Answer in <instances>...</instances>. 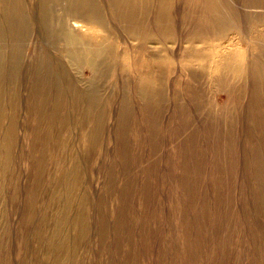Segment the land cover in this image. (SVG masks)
Listing matches in <instances>:
<instances>
[{
    "label": "rangeland",
    "instance_id": "1",
    "mask_svg": "<svg viewBox=\"0 0 264 264\" xmlns=\"http://www.w3.org/2000/svg\"><path fill=\"white\" fill-rule=\"evenodd\" d=\"M10 1L19 12L0 25V264H264L260 7L94 0L112 31L83 20L79 38L106 57L93 59L94 74L43 33L50 0ZM129 26L155 38L142 45Z\"/></svg>",
    "mask_w": 264,
    "mask_h": 264
},
{
    "label": "bare ground",
    "instance_id": "2",
    "mask_svg": "<svg viewBox=\"0 0 264 264\" xmlns=\"http://www.w3.org/2000/svg\"><path fill=\"white\" fill-rule=\"evenodd\" d=\"M54 7L51 8V10L49 11L50 14L54 15V18L53 19H42V16L45 14L44 10L40 9L41 10V17L39 18V24L44 28L43 29V33L48 36L49 38H52V39H58L60 41H62L64 43V45L66 46L65 47V52H66V57L70 60V61H73L77 66H80V67H87L91 73H94V74H97L99 71H100V64H95L93 59H103L104 62L106 61V57H103V51L104 49L102 47L100 48H97V49H92L90 46H88L87 44H85L80 38H79V34L82 32L83 30V27L85 26V22H83V20L86 21V23L88 25H92V26H98L104 30H106L108 33H111L110 32V29L108 27V23L104 20L106 19H103V15L105 16L104 12H106L105 9L102 8V6H99L100 4H95L94 3V0H50ZM120 1H126L124 2L125 3H130V5H132V9L133 7H142L144 9H146L147 5H148V1L150 2V0H120ZM118 1V2H120ZM153 1V0H152ZM163 1V0H162ZM169 0H167L168 2ZM196 1V0H195ZM200 1V0H199ZM207 3H206V2ZM203 2H205V5L206 4H210L212 6V8L214 9V6L215 4L217 3L218 5L216 6H220L225 4V6L227 7V9L230 8V4L228 0H219L217 2V0H205ZM156 3V1H153ZM159 2H161L159 0ZM165 2V1H164ZM163 2V3H164ZM167 2H165L166 4H164L160 10H161V13L165 12L167 13V10L169 9L168 7V4ZM250 2V1H249ZM123 3V2H122ZM154 3V4H155ZM234 3V2H233ZM121 4V2H120ZM151 4V3H150ZM161 4V3H160ZM158 4V5H160ZM202 4V3H201ZM235 4V3H234ZM109 4H107L108 6ZM116 5V4H115ZM123 5V4H122ZM121 5V6H122ZM157 5V4H156ZM174 5V4H173ZM236 5V4H235ZM243 5V4H242ZM247 5V4H246ZM252 5L251 7H260L261 13L264 14V0H251V4H249V6ZM106 6V7H107ZM112 6V4H111ZM117 6V5H116ZM115 6V7H116ZM120 6V7H121ZM124 6V5H123ZM122 6V7H123ZM129 6V5H128ZM128 6H126L128 8ZM181 6V5H180ZM245 6V5H244ZM113 7V6H112ZM151 7V6H149ZM153 7V5H152ZM171 7V6H170ZM247 7V6H246ZM250 7V8H251ZM56 8H59V12L56 11ZM109 8H110V5H109ZM114 8V7H113ZM142 8V9H143ZM204 8V7H203ZM207 8V7H206ZM209 8V7H208ZM207 8V9H208ZM221 8V7H220ZM225 8V7H224ZM243 8V7H242ZM241 8V9H242ZM118 9V8H116ZM115 9V11H116ZM131 7L129 8V10H132ZM143 9V10H144ZM159 9V7H158ZM167 9V10H166ZM218 9V8H217ZM108 10V8H107ZM128 10V9H127ZM128 12H132V11H129ZM136 10V9H135ZM135 10H133V12H135ZM140 10V8H139ZM154 10V9H153ZM152 10V11H153ZM159 10V11H160ZM173 10V9H172ZM221 10V9H220ZM220 10H218L219 14H220ZM61 11V12H60ZM111 11V9H110ZM119 11V10H118ZM126 11V10H125ZM174 11V10H173ZM204 11V10H203ZM210 15L212 14L211 12L213 11H209V9L207 10ZM215 11L217 12V10L215 9ZM234 11V10H233ZM18 12H19V8L18 7H15L14 4L10 1V0H0V25L2 26H10L13 24V18L15 15H18ZM58 12V14H57ZM109 12V10H108ZM137 12V11H136ZM142 12V11H141ZM140 12V13H141ZM145 12V11H144ZM154 12V11H153ZM157 11L155 10V13ZM206 12V11H205ZM204 12V13H205ZM225 12V10H224ZM224 12L221 11V14L224 15ZM112 13V12H111ZM110 13V14H111ZM120 13V12H119ZM125 13V12H124ZM139 13V15H140ZM174 13V12H173ZM207 13V12H206ZM208 13V14H209ZM227 13V12H225ZM236 13V12H235ZM115 14H117V12H115ZM133 14V13H132ZM130 13L126 14L128 15V19L129 17H132L134 15H132ZM159 14V13H158ZM217 13V15H219ZM221 17H223V15H221ZM123 15V14H122ZM119 14V16H122ZM142 15V14H141ZM153 15V14H152ZM166 15V14H165ZM165 15L163 17H165ZM216 15V16H217ZM226 15V14H225ZM232 15V14H231ZM235 15V14H234ZM237 15V13H236ZM138 16V14H137ZM151 16V15H150ZM220 16L218 17H215L214 16V12H213V16L212 17H215L216 19H221L223 21V19H226L228 17H225V18H220ZM259 17H261L260 15H258ZM107 17V16H106ZM112 17V16H111ZM211 18V16H209ZM240 17V16H239ZM246 17V16H245ZM264 17V16H263ZM263 17H261V19H264ZM116 18V17H115ZM134 18V17H133ZM132 18L131 21H134ZM147 18V16H146ZM215 18L212 19L215 21ZM114 19V18H112ZM118 19V18H117ZM131 19V18H130ZM138 19V17H137ZM136 19V20H137ZM145 19V18H144ZM161 19V18H160ZM168 19V18H167ZM238 19V18H237ZM250 20L252 19L251 17L249 18ZM259 19V18H258ZM260 19V21H262ZM120 20V18H119ZM142 20V18H141ZM166 21L165 18H162V21ZM239 20V19H238ZM108 21V20H107ZM144 21V20H143ZM151 21V20H149ZM164 21V23H165ZM173 21V20H172ZM226 21V20H225ZM225 21H223L222 23L220 22L219 24H224ZM240 21V20H239ZM246 22V20H244ZM112 22V21H111ZM115 22V20L113 21V23ZM145 22V21H144ZM152 22V21H151ZM217 22V21H216ZM214 22V23H216ZM248 22V20H247ZM250 22V21H249ZM121 23V22H120ZM130 23V21H129ZM142 23V22H141ZM210 23H213L212 21H210ZM213 23V24H214ZM218 23V22H217ZM261 23V24H260ZM258 22L259 25L261 26H264V23L262 22ZM122 24V23H121ZM124 24V23H123ZM136 24V23H134ZM138 24V22H137ZM173 24H174V21H173ZM251 24V23H250ZM111 25V24H110ZM130 25V24H129ZM141 25V24H140ZM139 25V27H140ZM155 25V24H154ZM160 25V24H159ZM166 24H164L165 26ZM217 25V24H216ZM112 26V25H111ZM126 26V25H125ZM125 26L123 25V27L125 28ZM142 26V25H141ZM156 26V25H155ZM175 26V25H173ZM223 26V25H222ZM222 26H220L222 28ZM225 26V25H224ZM122 27V28H123ZM128 27V25H127ZM135 27V26H133ZM172 27V26H171ZM207 27V26H206ZM210 26H208L209 28ZM212 27V26H211ZM230 27V26H229ZM123 28V29H124ZM137 29L135 30L134 28L131 29V27L129 26V29H130V38L135 40V41H139L142 43V45H146L148 41H152V39H154L155 37H153L151 34L148 35V33H141L140 31V28L136 27ZM150 28V27H149ZM158 28V27H157ZM175 28V27H174ZM217 28V26H216ZM225 28V27H224ZM223 28V29H224ZM113 29V28H112ZM128 29V30H129ZM162 29V33H161V37L164 36L165 37V40L167 39H170L172 38V36L174 35V33L170 30L169 28V25L167 24L165 27H161ZM210 29V28H209ZM218 29V28H217ZM216 29V30H217ZM222 29V30H223ZM227 29V28H226ZM103 30V31H104ZM156 30L158 32H160L158 29H155V32ZM264 30V29H263ZM28 30H27V23H22L21 24V29H20V32L21 33H26ZM102 31V30H101ZM140 31V32H138ZM144 31V30H143ZM204 30H202V33H203ZM210 31V30H209ZM218 31V30H217ZM220 31V30H219ZM226 31L225 29L222 31L224 32ZM125 32H128V31H125ZM151 32V31H150ZM154 32V31H153ZM177 32V31H176ZM198 32V30H197ZM200 32V31H199ZM208 32V31H207ZM152 33V32H151ZM221 33V32H219ZM218 33V34H219ZM106 34V32H105ZM156 34V33H155ZM160 34V33H159ZM224 34V33H222ZM158 35V34H157ZM198 35V34H197ZM201 35H200V38H201ZM221 35V34H220ZM175 36V35H174ZM205 36V35H204ZM159 37V35H158ZM177 37V36H176ZM129 38V39H130ZM181 38V37H180ZM103 39V38H102ZM173 39V38H172ZM198 40V39H197ZM200 40V39H199ZM158 41V39H157ZM162 41V40H161ZM170 41V40H169ZM176 41V40H175ZM204 41V40H203ZM200 42H202L200 40ZM105 43V37L104 39L102 40L101 44H104ZM162 43V42H161ZM204 44V43H203ZM143 49V47H142ZM2 51H0V54H1ZM103 62V63H104ZM107 63V62H105ZM239 72V71H237ZM2 113L0 114V119H1V116H2Z\"/></svg>",
    "mask_w": 264,
    "mask_h": 264
}]
</instances>
